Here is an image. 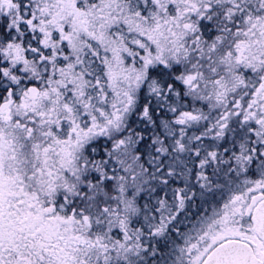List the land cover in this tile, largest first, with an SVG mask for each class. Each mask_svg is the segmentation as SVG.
<instances>
[{"label":"snow or ice","instance_id":"obj_1","mask_svg":"<svg viewBox=\"0 0 264 264\" xmlns=\"http://www.w3.org/2000/svg\"><path fill=\"white\" fill-rule=\"evenodd\" d=\"M0 264H264V0H0Z\"/></svg>","mask_w":264,"mask_h":264}]
</instances>
